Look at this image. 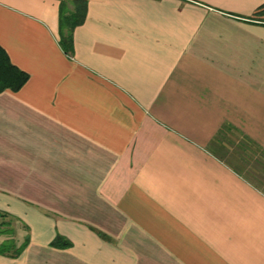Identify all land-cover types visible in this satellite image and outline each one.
I'll return each instance as SVG.
<instances>
[{
    "label": "crops",
    "instance_id": "0c3cea01",
    "mask_svg": "<svg viewBox=\"0 0 264 264\" xmlns=\"http://www.w3.org/2000/svg\"><path fill=\"white\" fill-rule=\"evenodd\" d=\"M75 1L0 0V264H264V0Z\"/></svg>",
    "mask_w": 264,
    "mask_h": 264
},
{
    "label": "trees",
    "instance_id": "16d2710c",
    "mask_svg": "<svg viewBox=\"0 0 264 264\" xmlns=\"http://www.w3.org/2000/svg\"><path fill=\"white\" fill-rule=\"evenodd\" d=\"M264 13V6L261 8ZM87 16V4L85 1H75L73 10L69 9L67 2L60 5V45L62 49L71 54L74 49L73 34L75 29L85 22ZM29 76L12 65L7 53L0 47V93L10 90L19 91L28 81ZM8 215L0 212V235L5 236L6 240L0 243V255L2 256H19L28 244L26 240L21 246H17L15 241V229ZM60 238L54 242L58 245ZM69 243L66 242L68 246Z\"/></svg>",
    "mask_w": 264,
    "mask_h": 264
},
{
    "label": "rangeland",
    "instance_id": "374dc122",
    "mask_svg": "<svg viewBox=\"0 0 264 264\" xmlns=\"http://www.w3.org/2000/svg\"><path fill=\"white\" fill-rule=\"evenodd\" d=\"M3 221V219H0V222Z\"/></svg>",
    "mask_w": 264,
    "mask_h": 264
}]
</instances>
